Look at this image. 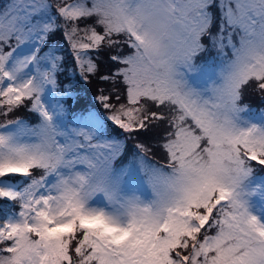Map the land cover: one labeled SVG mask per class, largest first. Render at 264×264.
<instances>
[{
  "label": "snow or ice",
  "instance_id": "snow-or-ice-1",
  "mask_svg": "<svg viewBox=\"0 0 264 264\" xmlns=\"http://www.w3.org/2000/svg\"><path fill=\"white\" fill-rule=\"evenodd\" d=\"M57 33L72 71L107 85L103 111L69 120ZM249 90L264 98V0H9L0 200L18 211L0 221V264H264L251 203L264 199V122L244 115Z\"/></svg>",
  "mask_w": 264,
  "mask_h": 264
},
{
  "label": "rangeland",
  "instance_id": "rangeland-1",
  "mask_svg": "<svg viewBox=\"0 0 264 264\" xmlns=\"http://www.w3.org/2000/svg\"><path fill=\"white\" fill-rule=\"evenodd\" d=\"M8 2H9V0H0V8H3L4 5L7 4ZM54 38L52 39V44L54 46H57L60 49V51L57 54L63 55L67 61V63H66L67 71L59 77L61 83L62 84L65 83L64 76L66 78H70L71 76H73V80L71 83L73 84V86L75 88V92H74L71 99H73L75 101H78L79 98H85L86 99V97H85L86 94L84 93L81 86H87L86 83L93 84L95 79H92L91 82H85L83 80L78 79V81L76 82L75 78H74L76 76V73L72 71L73 62H72V58H71L68 46L66 43H61V44H63V47L60 46L59 44L56 43V40H54ZM212 55H214V53L210 52L207 54V56H209V57ZM251 94H256V93L254 91H251V93L246 94V96L244 97V99L242 101V103L246 104L249 108V111L247 113H245L244 115L246 118H251L257 122H264V114H262V110H264V100L261 101L259 106H258V104H259L258 100L254 103V105H251L249 102L252 101L253 99H255L252 97ZM95 97H96V95L92 97V99H93L92 102H93V104H97L99 106ZM65 104H66L68 111H69V116H68L69 120H72L77 115L87 111L85 109L82 110V112L73 111L76 109L77 106H75L76 104L74 103V101L72 102L71 100L65 101ZM96 110L98 111V109H96ZM101 111H102V109H101ZM25 113H27V112L24 109H21L20 111L14 113V117L19 116V117L27 120L29 123H32V124L36 123V117L34 115L29 114V113L24 115ZM107 131L111 135H116V133L119 130L115 129L114 127L109 125ZM151 135H153V133H151V132L142 133L138 137V140L143 141L145 143H151L153 140V137H150ZM121 138H123V137L121 136ZM136 142H137V140H135V139H129L127 141V148L129 149L128 159L131 158V153L134 151V145ZM156 156L159 157V154L157 153ZM124 163H127V159L124 161ZM253 180H254V183H264V169L256 168V170L254 172ZM251 203H252V210L262 220H264V199L261 198V194L254 195L251 198ZM17 211H18V207L13 202H9L6 200H0V221L7 219L9 216H14V213Z\"/></svg>",
  "mask_w": 264,
  "mask_h": 264
},
{
  "label": "trees",
  "instance_id": "trees-1",
  "mask_svg": "<svg viewBox=\"0 0 264 264\" xmlns=\"http://www.w3.org/2000/svg\"><path fill=\"white\" fill-rule=\"evenodd\" d=\"M54 40H56V43L59 44V45L62 46V47H63V44H61V43H66V42L64 41V39L62 38L61 34H59V33H57V34L55 35ZM57 40H58V41H57ZM63 49H64V48H63ZM111 67H112V65H111L110 61L107 59V55H106V54H102L101 57H100V71H101V72H107ZM74 78H75V81H76V82L78 81V79L81 80L77 75H76ZM72 80H73V76H71L70 78H66V77L64 76V81H65V82H68V81H71V82H72ZM86 85H87V86H81L82 89H83V91H84V93L86 94V96H85L86 99H85V98H79L78 101H75V100H73V99H70L72 102L74 101V103L76 104L75 106H77L76 109L73 110V111H79V112H82V110H84V109H85V110H89V109L96 110V109H98V111H101L100 106H98L97 104H93V102H92V101H93L92 97L95 96V95H97V93H98V88H100V87H107V85L102 84V83H101L99 80H97V79L94 80V83H93V84L86 83ZM249 93H251L250 90L247 91V92L245 93V96H246V94H249ZM255 93H256V94H251L252 97L255 98V99H253V100L250 101L249 103H250L251 105H254V103L258 100V102H259L258 106H259L260 103H261V101L264 100V98H262L261 94H259V93H257V92H255ZM245 96H244V97H245ZM77 104H78V105H77ZM102 111H103V110H102ZM26 114H27V113H25L24 115H26ZM22 116H23V115H22ZM150 137H153V135H151ZM155 158H156V159H160V156H159V157L155 156Z\"/></svg>",
  "mask_w": 264,
  "mask_h": 264
}]
</instances>
